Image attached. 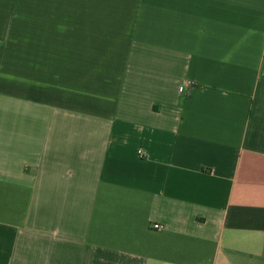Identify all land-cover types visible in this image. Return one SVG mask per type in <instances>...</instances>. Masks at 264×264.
Here are the masks:
<instances>
[{"label":"crops","instance_id":"crops-1","mask_svg":"<svg viewBox=\"0 0 264 264\" xmlns=\"http://www.w3.org/2000/svg\"><path fill=\"white\" fill-rule=\"evenodd\" d=\"M0 264H264V0H0Z\"/></svg>","mask_w":264,"mask_h":264},{"label":"built area","instance_id":"built-area-1","mask_svg":"<svg viewBox=\"0 0 264 264\" xmlns=\"http://www.w3.org/2000/svg\"><path fill=\"white\" fill-rule=\"evenodd\" d=\"M142 154V152H140ZM156 229H160L161 227L160 226H155Z\"/></svg>","mask_w":264,"mask_h":264}]
</instances>
